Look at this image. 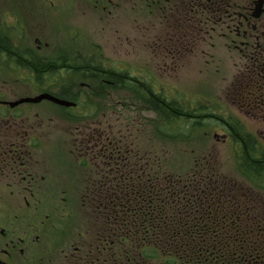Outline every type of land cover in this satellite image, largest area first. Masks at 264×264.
<instances>
[{
    "label": "flooded vegetation",
    "instance_id": "1",
    "mask_svg": "<svg viewBox=\"0 0 264 264\" xmlns=\"http://www.w3.org/2000/svg\"><path fill=\"white\" fill-rule=\"evenodd\" d=\"M218 2L223 6L214 22L212 7ZM123 4L131 11L136 5L141 19H158L161 31L168 30L174 37L195 34L198 25L206 34L218 31L221 36L234 37L232 44L242 56L237 83L242 107L264 117V0H0V67L8 64L9 68L0 76V264H123L116 253L100 252L106 242L96 237V212L84 205V198H80L83 215L91 219L84 220L71 235L69 217L61 226L59 220L54 225V212L65 221L58 215L59 206L44 210L48 196L60 195L68 203L72 196L93 193L87 186L96 185V118L92 123L74 124L68 115L88 111L77 103L93 87L96 90V81L115 84L96 75L86 77L83 72L77 80L69 76L68 70L77 65L83 71L100 67L96 55L85 59L81 54L83 44L60 42L64 40L59 41V35H72L78 24L85 26L80 19L91 26L89 17L93 15L111 17L113 9L120 10ZM211 24L218 26L209 27ZM10 70L18 73L13 75ZM21 83H28L33 95L21 96L17 89ZM42 94L76 104L56 105L66 113V122L76 125L67 147L69 155L75 154L71 158L77 172L71 177L62 174L63 178L53 179L52 115L46 108L36 107L54 103L18 104ZM89 137H93V145L86 141ZM85 142L90 145L85 147ZM85 161L91 165L87 170L81 166Z\"/></svg>",
    "mask_w": 264,
    "mask_h": 264
},
{
    "label": "trees",
    "instance_id": "2",
    "mask_svg": "<svg viewBox=\"0 0 264 264\" xmlns=\"http://www.w3.org/2000/svg\"><path fill=\"white\" fill-rule=\"evenodd\" d=\"M222 6L212 7L214 22ZM201 27L175 37L179 46L210 34ZM77 66L67 72L75 80L83 72L115 81L114 86L96 81V90L92 86L77 103L88 111L68 115L74 124L95 118L96 124L106 123L96 125V185L88 184L93 193L81 197L96 212V237L106 242L100 252L116 253L123 264H264V146L259 140L237 119L170 100L146 75L141 80L102 65L84 71ZM116 95L156 114L146 133L112 129L107 103ZM212 124L234 144L233 172L225 171L215 155L186 159L174 146ZM86 141L93 145V137Z\"/></svg>",
    "mask_w": 264,
    "mask_h": 264
},
{
    "label": "rangeland",
    "instance_id": "3",
    "mask_svg": "<svg viewBox=\"0 0 264 264\" xmlns=\"http://www.w3.org/2000/svg\"><path fill=\"white\" fill-rule=\"evenodd\" d=\"M133 7L135 10L131 11L129 6L126 7L123 4L120 10L113 9L111 17L103 16L101 18L92 14L93 17H89L93 24L91 26L88 25L87 20L80 19L79 22H84L85 26L78 24V30H74L72 35H59V41L83 44L81 54L84 58L88 59L89 56L96 55L97 64L105 68L126 71L133 78L141 80L145 79L143 76H148L157 88H164V93L168 94L170 100L178 99L186 106H190V109L206 107L209 112L227 121L230 118L237 119L243 124L246 131L255 136L264 146V117L254 115L251 110L242 107L237 92L238 71L242 65V56L232 44L235 40L234 37L224 33L222 34L225 36H221L216 31V33L210 32L203 38L198 34L196 39H193L192 45L188 41L179 46L174 34H169L168 30L161 31L158 19H141L138 15V7L136 5ZM88 28H96V31H91ZM77 31L79 33L75 34ZM176 44L178 46L174 47ZM73 53L76 52H69V55H73ZM7 66L8 64L0 67V76L7 74L9 70ZM10 73L16 75L18 72L10 70ZM27 88H29L28 83H21L17 87L21 96L27 92L30 93L28 95L32 94V90L29 91ZM57 93L66 94L60 90ZM107 105L109 107L107 113L110 112L109 121H111L112 129L115 132L120 128H126L131 129L130 133L132 132V134L142 133L144 130L146 133L149 120L156 117L154 112L132 104L124 95L114 96ZM36 107L46 108L52 115L51 165L53 179L63 178L62 174H68L71 177L72 172H77L71 158L75 154L69 155L67 147L74 139L72 133L75 134L73 127L76 125L66 122V113L54 104L44 103V105H36ZM96 121L98 120L96 119ZM96 125L104 128L106 123L99 122ZM144 138H147L146 134L143 136ZM174 146L178 147V154L186 156V159H191L192 155L195 157L207 153L215 155L225 171H234L236 149L229 139L228 133L219 125L217 127L215 124L213 127L212 124V127H208L201 133H196L191 141H182ZM76 177L77 175L74 176V179ZM61 198L60 195L48 196L44 200V204L47 205L44 210L51 208L54 210L59 206L58 215L61 218L64 217L65 221L62 222L54 212L52 218L54 225L58 226L57 221L59 220L61 226L67 221L66 217H69L68 220L72 224L68 226V235H71L83 226L84 220L88 221L91 217L90 215L88 217L87 214L83 215L84 208L81 207V197L72 196L68 203L62 202ZM61 210L65 212L63 213ZM85 212L87 213V211ZM93 223L91 222L90 225Z\"/></svg>",
    "mask_w": 264,
    "mask_h": 264
},
{
    "label": "water",
    "instance_id": "4",
    "mask_svg": "<svg viewBox=\"0 0 264 264\" xmlns=\"http://www.w3.org/2000/svg\"><path fill=\"white\" fill-rule=\"evenodd\" d=\"M43 100L49 101L51 103H54L55 105L62 106V107H75L76 104L67 100H62L59 99L53 95L50 94H42L33 98H26V99H21L18 101L19 103H39Z\"/></svg>",
    "mask_w": 264,
    "mask_h": 264
}]
</instances>
